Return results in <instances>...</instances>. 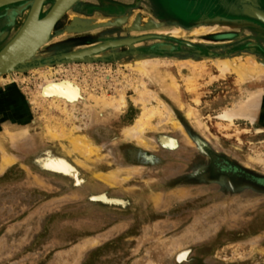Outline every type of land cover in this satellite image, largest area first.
I'll return each mask as SVG.
<instances>
[{"label":"rangeland","instance_id":"rangeland-1","mask_svg":"<svg viewBox=\"0 0 264 264\" xmlns=\"http://www.w3.org/2000/svg\"><path fill=\"white\" fill-rule=\"evenodd\" d=\"M69 14L79 19L75 8ZM230 19L184 27L148 16L154 25L140 31L136 20L130 34L182 45L178 53L150 52L149 41L82 59L98 45L83 37L124 28L90 19L104 26L55 31L33 58L0 73V161L12 157L0 169V264H264V188L209 171L213 159L264 179V110L254 122L220 118L264 83V24ZM63 42L70 53L50 59ZM234 55L250 57L259 76L220 72L216 60ZM142 57L173 73L178 102L136 68ZM49 84L62 85L56 98L43 93ZM140 110L143 132L126 136ZM74 139L91 147L81 153ZM135 150L149 159L127 160L124 151ZM43 151L69 162L81 184L33 165ZM35 161L52 164L47 152Z\"/></svg>","mask_w":264,"mask_h":264},{"label":"flooded vegetation","instance_id":"flooded-vegetation-1","mask_svg":"<svg viewBox=\"0 0 264 264\" xmlns=\"http://www.w3.org/2000/svg\"><path fill=\"white\" fill-rule=\"evenodd\" d=\"M255 1L256 0H198L197 4L191 3L193 5L187 6L188 2H191L190 0H84L74 6L73 9L75 8L76 12H84L89 15L105 14L125 17L124 23H121V26L124 27L123 29L105 31L99 36L94 37V39H92L93 36H85L79 40L82 44L97 43V46L110 42H125V44L107 47L93 55L105 53L107 50L116 51L118 49L121 50L120 54H122L128 47H136L139 43H147L149 41H153L154 43L150 52L178 53L179 47L182 45L177 47L173 44H167L159 37L150 38L145 35L134 36L130 34L128 29L135 25L136 20L140 22V31H142L141 28H146L148 25L153 26V23L147 22L148 16H151L155 20L165 21L169 25L184 27L205 24L215 19L231 18L230 20H243L241 5L248 4L253 7H258ZM176 3L183 4L181 9H178L177 6L175 7ZM18 5L19 4L0 9V49L16 34L26 16L22 18L15 16L14 12H16V7H18ZM72 17L73 16L68 12L64 14L59 23H57L55 30H62L68 22H71ZM241 27L244 28L243 25ZM250 30L253 31V29L248 28V31ZM69 44L70 43L63 42L53 46L50 49L53 54L48 57L50 59H58L62 54L70 53L69 48L72 47V45ZM252 47L258 48L259 46L253 43ZM87 49L85 48V50ZM148 50L149 48H146L144 52H148ZM120 54H117V58L120 57ZM209 171L213 178L228 177L234 183L253 184L264 188V179L255 178L250 176V174L234 167L231 168L225 163H219V161L213 159L209 166Z\"/></svg>","mask_w":264,"mask_h":264},{"label":"bare ground","instance_id":"bare-ground-1","mask_svg":"<svg viewBox=\"0 0 264 264\" xmlns=\"http://www.w3.org/2000/svg\"><path fill=\"white\" fill-rule=\"evenodd\" d=\"M41 2H42L41 0H24L20 3H16V5L17 4L19 5L28 4L29 10L21 26L19 27V29L21 30L19 35L12 42V44L9 45L6 49L4 48L7 43L0 49V51L4 50V52L1 53L0 58H5L7 62L9 63V68L11 67V69L16 67L18 63L20 64L25 61V60L21 61V59L27 60V59L33 58L36 50H40L43 45L50 42V39L53 34V32L51 31L52 23L55 20V18L54 19H50L49 17L47 19L45 18V15L42 14V10L40 8ZM72 2L73 1L71 0H58L60 7L55 17L61 18L67 12L69 13V11L73 8V5H74V3ZM245 9L248 11L250 10L248 8H245ZM243 58H240L239 55H234L230 58L221 57L216 60V64L218 65L220 72H223V73L233 72L238 77L239 80H245V78L247 77H250V78L258 77L261 71L259 72L257 68L256 70L253 69V66L255 65L254 61L248 56L243 57ZM136 64H137V67L136 66L135 67L140 72H143L144 74H146L145 77L156 82V84L160 86L161 89L163 88L164 90H166L167 94H170L172 98L174 97L178 102L179 94L177 90L175 89L176 88L175 87L176 78L173 77L172 72L168 70H164V69H158L157 67L159 65L158 61L148 60V58L145 59L142 57V60H137ZM258 66L259 68H261L260 65ZM61 88H62L61 84L60 85L49 84L47 87L43 88L44 89L43 93L45 95L55 96L56 98L57 93L59 92ZM141 89H142L141 83L139 82L136 92L139 93V90ZM96 100L100 103H105L106 105H108L109 103L111 104V102L104 99V97L103 98L98 97ZM156 101L157 100L153 102L155 103ZM35 102L36 101L34 100L33 103ZM262 110H264V83H262V85L259 84V86H257L254 90H251L249 92V95L247 96V99H243L242 101H240L237 105L234 106L233 109L229 111H225V113L220 118L225 121L233 122L235 118L243 117V118L250 120L251 122H254L255 118L260 114ZM145 114L143 110H140V113L134 119L133 124L126 129V132H125L126 136L131 137L135 135H141V133L144 130L141 122H142V119H144L143 117H146ZM187 115L190 116V112H187ZM70 143L72 147H74L77 151L81 153L82 151L84 152L85 148L91 147L88 143L85 142V139H74ZM11 161H12V157L7 156L6 154L3 155L2 160L0 161V169L7 166L9 163H11Z\"/></svg>","mask_w":264,"mask_h":264},{"label":"water","instance_id":"water-1","mask_svg":"<svg viewBox=\"0 0 264 264\" xmlns=\"http://www.w3.org/2000/svg\"><path fill=\"white\" fill-rule=\"evenodd\" d=\"M24 0H0V8L3 7H7V6H11V5H16V3H20ZM41 4H40V8L42 10V7L45 3L47 2H51V6L49 7V9L47 10V12L44 14L45 18L47 19L48 17L50 19H54L52 23V32L54 31L55 25L57 23V21L60 19L59 17H55V15L58 13L59 11V3L58 0H41ZM73 1L72 3H74L73 6H75L80 0H71ZM28 4H20V6H18L19 8L22 7H28ZM242 7V15L247 16L249 18H252L258 22H260L261 24H264V10H261L258 7H253L251 5L248 4H243L241 5ZM245 8L250 9L249 11L246 10ZM91 21L88 20H80V19H75L70 26H68L64 32L58 33V35L62 36L64 33H73V32H86L89 31L91 29H95V28H100L103 27L101 25L98 24H92L90 23ZM119 22V21H118ZM117 21L115 23H118ZM107 27H115V25H109L107 24ZM20 29L18 30V32L15 34V36H13V38L6 44L5 48L6 49L9 45L12 44V42L16 39V37L19 35L20 33ZM53 36V34H52ZM51 41V39H50ZM50 43V42H49ZM118 44H123V42H110V43H106L104 45H100L94 48H89L87 50H84L80 53L82 59L85 58H89L91 57L94 53L100 52L103 49L107 48V47H113L114 45H118ZM38 50L35 51V53ZM4 52V50L0 51V55L1 53ZM34 53V54H35ZM1 57V56H0ZM146 57H150V56H146ZM70 59H74L75 55L70 54L69 55ZM194 60L199 61L202 59H199L198 57H192ZM203 58V57H202ZM26 60V59H21V61ZM20 61V60H19ZM20 61V62H21ZM12 64V63H11ZM19 64V63H18ZM15 65V64H13ZM7 69L11 70V67L9 68V63L7 62V60L5 58H0V73L8 71ZM162 137V135L160 136V138ZM47 152L50 156H51V160H52V164L51 165H46V164H42L39 163L37 161H35L38 157L42 156L43 157V153ZM125 157L127 158V160H130L131 162H140L142 163V160H146L148 157L145 155V153L142 150H135L133 152H129V151H124ZM143 158V159H142ZM142 159V160H141ZM149 159V158H148ZM32 164L41 168L42 170H46V171H51V172H56L62 175H66V176H72L73 178H75V182L77 185H80L82 180L77 179V170L66 160L55 156L54 154H52L49 151H43L40 152L39 154H37L36 156H34V158L32 159ZM104 195H93L91 196V200H100V199H105V197H103ZM106 202H111V203H117L116 201H106ZM182 254L185 253H181L179 255V258H183L184 256H182Z\"/></svg>","mask_w":264,"mask_h":264},{"label":"crops","instance_id":"crops-1","mask_svg":"<svg viewBox=\"0 0 264 264\" xmlns=\"http://www.w3.org/2000/svg\"><path fill=\"white\" fill-rule=\"evenodd\" d=\"M13 6H15V5H13ZM8 7V6H7ZM1 9V8H0ZM78 18L79 19H81V20H90V19H92V20H96V21H98V20H103V19H108L111 23L112 22H118L119 21V23H122L124 20H125V17H119V16H114V15H89V14H87V13H84V12H78ZM63 17V16H62ZM61 17V18H62ZM61 18L57 21V23H59V21L61 20ZM160 21V20H159ZM72 22V21H71ZM71 22H68L66 25H65V27L62 29V30H59V32H64L65 31V29L68 27V26H70L71 25ZM57 23H56V25H57ZM124 23V22H123ZM56 25H55V27H56ZM109 25H111V24H109ZM110 28H113V27H110ZM55 31H58V30H55V28H54V31H53V33L55 32ZM63 35H65V34H63ZM62 37V36H61Z\"/></svg>","mask_w":264,"mask_h":264}]
</instances>
